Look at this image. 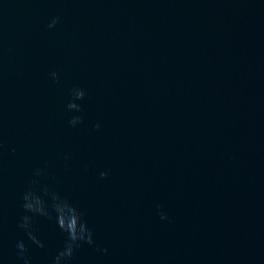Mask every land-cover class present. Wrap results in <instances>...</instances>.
I'll return each instance as SVG.
<instances>
[{
	"label": "water",
	"instance_id": "1",
	"mask_svg": "<svg viewBox=\"0 0 264 264\" xmlns=\"http://www.w3.org/2000/svg\"><path fill=\"white\" fill-rule=\"evenodd\" d=\"M0 264H264V0H0Z\"/></svg>",
	"mask_w": 264,
	"mask_h": 264
},
{
	"label": "clouds",
	"instance_id": "2",
	"mask_svg": "<svg viewBox=\"0 0 264 264\" xmlns=\"http://www.w3.org/2000/svg\"><path fill=\"white\" fill-rule=\"evenodd\" d=\"M80 95L82 96L83 93H80ZM101 175L103 176V175H106V174L102 173ZM161 218L164 219L165 217L162 215ZM69 254H70V252H69Z\"/></svg>",
	"mask_w": 264,
	"mask_h": 264
}]
</instances>
